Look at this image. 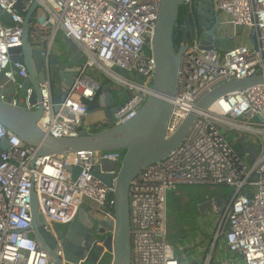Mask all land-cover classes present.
<instances>
[{
	"label": "built area",
	"instance_id": "built-area-1",
	"mask_svg": "<svg viewBox=\"0 0 264 264\" xmlns=\"http://www.w3.org/2000/svg\"><path fill=\"white\" fill-rule=\"evenodd\" d=\"M33 2L38 8L28 25L32 48L48 56L55 38L63 35L82 54L80 70L61 103H53L50 84L44 81L41 103L27 106L42 108L37 127L54 138L101 129L91 130L85 118L105 80L111 90L126 93L113 114L114 126L134 118L154 94L155 62L150 51L161 0H0V12L10 18L7 24L0 22V92L12 87L14 97L0 100L14 106L18 83L27 73L22 63L10 62L9 52L20 47L23 18ZM19 3L21 10L16 8ZM182 5L192 14V0H182ZM212 7L221 25L244 29L251 40L221 51L214 41L203 44L194 26L180 56L166 137L190 113L196 112L197 119L178 147L142 169L130 184L131 264H180L168 237L167 212L168 194L180 185H224L232 190L212 239L217 242L222 236L238 261H214L212 243L202 264H264V83L222 96L206 110L196 108L205 94L226 82L264 78V0H212ZM2 139L8 143L6 150L1 149ZM238 143L244 146L242 154L234 148ZM250 147L257 149L251 162ZM122 159L120 151L89 150L36 158L35 148L0 125V264H56L31 237L32 190L49 226L71 224L87 201L94 205L89 210L95 214L92 218L114 221L113 186L99 181L94 171L101 169L102 161L119 165ZM75 168L79 174L73 179Z\"/></svg>",
	"mask_w": 264,
	"mask_h": 264
},
{
	"label": "water",
	"instance_id": "water-1",
	"mask_svg": "<svg viewBox=\"0 0 264 264\" xmlns=\"http://www.w3.org/2000/svg\"><path fill=\"white\" fill-rule=\"evenodd\" d=\"M22 7L21 3L16 6L17 10H21ZM37 8L38 3L33 2L25 13L20 47L9 52L10 62L22 63L27 77L18 83L19 91L15 106L9 101L0 100V125L16 135L24 144L35 148L36 158L89 150L120 151L123 153V159L119 165L102 161L101 169L94 171V176L99 181L107 187L113 186L114 221L103 220L100 217L92 218L80 208L71 224L49 226L38 211L35 193L32 190L30 230L40 248L56 264H101L107 258L109 264H131L128 209L130 184L142 169L158 163L178 147L197 119L196 112L190 113L178 130L171 137H166L172 111L170 100L176 92L179 60L188 42L186 35L196 26L202 36V43L214 41L215 47L221 51L230 49L231 41L225 40L217 33L221 21L212 7V0H193L192 14L186 12L182 0H161L150 51L155 62L152 80L154 94L147 97L134 118L122 126H114L113 114L122 106V100L117 99L105 85L97 100L103 111L106 129L93 134L81 130L74 138H54L37 127L43 113L41 106L35 110H30L27 106L41 103L40 85L44 81L50 84L53 103H61L77 77L82 65V54L75 44L63 35H59L58 45L48 56L44 57L41 50L32 48L28 41V25ZM182 12L185 13L182 18L185 29L180 42L182 45H178L174 27ZM9 20L6 13L0 12L1 23L7 24ZM122 74L125 75L124 72ZM263 83L264 78L258 75L240 81L226 82L205 94L196 104V108L199 111L206 110L222 96ZM12 93L11 87L0 92V96L10 100L14 98ZM257 119L256 117L255 120ZM1 149H8L5 139H2ZM247 150L248 161L251 162L257 149L250 147ZM73 172L75 179L79 169L75 168ZM227 203L229 200L224 197L213 196L197 207L200 213L207 208L215 210L220 216ZM59 249L64 254L63 261L57 256Z\"/></svg>",
	"mask_w": 264,
	"mask_h": 264
},
{
	"label": "crops",
	"instance_id": "crops-1",
	"mask_svg": "<svg viewBox=\"0 0 264 264\" xmlns=\"http://www.w3.org/2000/svg\"><path fill=\"white\" fill-rule=\"evenodd\" d=\"M217 33L225 40L229 39L233 47L246 44L251 40L248 31L244 29H234L230 25L223 23L220 25V29ZM106 87H109V85H106ZM111 91L116 97V92H120L118 90ZM117 99L121 100L119 96ZM105 123L103 111L100 107L95 113L88 112L85 118V124L87 126L94 124L98 127L100 126L101 130L105 129ZM209 198L210 197H208V199ZM168 199L171 203L169 207L167 206V212L170 210L171 213V215L168 214V237L170 241H172L174 257L180 264H202L210 252L212 243H214V261H225L228 263H236L238 261V257L227 250L225 243L222 253L217 251L218 241L216 242L212 239L213 232L211 234L208 230L207 222L203 219L208 209L206 208L200 213L197 206H199L201 202L198 199L194 202L192 194L179 188V186L170 190ZM208 199H206L205 202H207ZM82 208L87 212V216L95 217L93 211H90L91 214L89 213L91 208L94 209L92 203L87 201ZM101 264H109V262L105 259Z\"/></svg>",
	"mask_w": 264,
	"mask_h": 264
},
{
	"label": "rangeland",
	"instance_id": "rangeland-1",
	"mask_svg": "<svg viewBox=\"0 0 264 264\" xmlns=\"http://www.w3.org/2000/svg\"><path fill=\"white\" fill-rule=\"evenodd\" d=\"M58 43H59V37L57 36L54 40V47H56L58 45ZM116 95H117V97L119 96V98L122 100L126 96V93L125 92H116ZM95 112L96 111L93 110L90 113H95ZM91 126H89V128L91 130H92V128L96 129L98 127L94 124ZM238 146H240V143L236 144L234 147L237 148L236 151H238L240 154H242L241 150L238 149L239 148ZM179 188H182L186 192L192 194V196L194 197L193 201L196 202L198 199L201 202L200 204L205 203V200L208 199V197L212 198L211 196H213V195H214V197H216V196L224 197L225 199L229 200V198L231 197V193H232L231 188L228 186H224V185L213 186V187L212 186L182 185V186H179ZM168 214L171 215L170 210H169ZM205 214L206 215L203 216V219H204V221L207 222L208 230L212 234V232L215 230L216 222H217L219 215L215 210H211V209L206 210ZM31 237H33V235H31ZM170 242L172 243V241H170ZM223 248H224V240H223V237L220 236L218 239L217 251L222 253ZM107 261L109 262L108 258H107Z\"/></svg>",
	"mask_w": 264,
	"mask_h": 264
},
{
	"label": "flooded vegetation",
	"instance_id": "flooded-vegetation-1",
	"mask_svg": "<svg viewBox=\"0 0 264 264\" xmlns=\"http://www.w3.org/2000/svg\"><path fill=\"white\" fill-rule=\"evenodd\" d=\"M184 15H185V13H183V12L179 14V16H178V18L176 20V23H175V27H174V34L176 35V38H177V44H179L181 42V40L183 38V35H184L183 31L185 29V25H184V21L182 20V18L184 17ZM192 21H193V24H195L194 23V19ZM193 29H194V27H193ZM186 30H188V28H186ZM192 32H193V30L187 33V35H186V40L187 41H190L191 40V38L193 36V33ZM228 207H229V205L227 203L224 208L226 209ZM58 252L61 253L60 256H58ZM57 256L59 257V259L61 261H63L64 254L62 253L61 250L60 251H57Z\"/></svg>",
	"mask_w": 264,
	"mask_h": 264
},
{
	"label": "trees",
	"instance_id": "trees-1",
	"mask_svg": "<svg viewBox=\"0 0 264 264\" xmlns=\"http://www.w3.org/2000/svg\"><path fill=\"white\" fill-rule=\"evenodd\" d=\"M103 85H107L108 84V81L107 80H105L103 83H102ZM97 109H99V104H98V102H97V99H95L94 101H93V103L89 106V108H88V112H91V111H93V110H97ZM99 131H101V129H99L98 131L96 130V131H93V133H97V132H99ZM239 148L238 149H240V150H244L245 151V149H244V146L241 144L240 146H238ZM235 148V147H234ZM236 150H237V148H235ZM248 149V148H247ZM181 186V185H180ZM171 205V203H170V201H169V199L167 198V206L169 207Z\"/></svg>",
	"mask_w": 264,
	"mask_h": 264
}]
</instances>
